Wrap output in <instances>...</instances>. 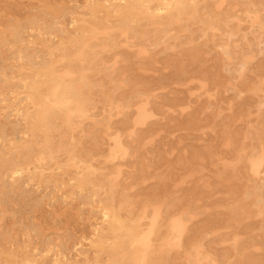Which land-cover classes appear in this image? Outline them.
<instances>
[{
    "label": "rangeland",
    "instance_id": "374dc122",
    "mask_svg": "<svg viewBox=\"0 0 264 264\" xmlns=\"http://www.w3.org/2000/svg\"><path fill=\"white\" fill-rule=\"evenodd\" d=\"M224 2L129 19L86 0H0V264H264V175L251 164L264 151V0ZM84 20L98 31L87 45ZM56 85L86 110L77 127L52 102L46 117H15ZM144 210L152 232L136 245Z\"/></svg>",
    "mask_w": 264,
    "mask_h": 264
},
{
    "label": "bare ground",
    "instance_id": "6f19581e",
    "mask_svg": "<svg viewBox=\"0 0 264 264\" xmlns=\"http://www.w3.org/2000/svg\"><path fill=\"white\" fill-rule=\"evenodd\" d=\"M85 1V0H84ZM185 1H187V0H86V3L89 5V4H95V3H100L104 8H106V9H109L110 11H114V12H119V13H121V14H123L124 16H127V17H129V19H133V17H137V16H139V15H144V16H147V17H149V18H151V19H155V18H163V17H173L174 15H175V12L177 11V10H179L180 9V7H181V5H182V3L183 2H185ZM225 0H221V3H223ZM219 2H220V0H219ZM252 2V1H251ZM7 3H9V2H7ZM258 3V2H257ZM260 3V2H259ZM258 3V4H259ZM48 4H49V2H48ZM51 4H53V3H51ZM82 4V3H81ZM223 4H225V2L223 3ZM85 5V4H84ZM77 6V5H76ZM83 6V5H82ZM87 6V5H86ZM215 6H216V4H215ZM235 6V5H234ZM233 6V7H234ZM242 6V5H241ZM240 6V7H241ZM248 6V5H247ZM75 7V6H74ZM217 7V6H216ZM215 7V8H216ZM37 8V7H36ZM227 8V7H226ZM235 8H237V6L235 7ZM74 9H76V8H74ZM80 9H81V6H80ZM1 10V9H0ZM36 10V9H35ZM34 10V11H35ZM219 10V9H218ZM258 10V9H257ZM32 13V12H31ZM90 13V12H89ZM248 13V12H247ZM30 14V13H29ZM79 14V13H78ZM31 15V14H30ZM49 15V14H48ZM251 15V14H250ZM249 16V15H248ZM255 16H258V15H256L255 14ZM14 17V16H13ZM16 17V16H15ZM70 17H72V16H70ZM18 18V17H17ZM25 18V17H24ZM62 18V17H61ZM66 19H67V17H65ZM1 19V18H0ZM13 19V18H12ZM20 19V18H19ZM23 19V18H22ZM257 19H258V17H257ZM3 20V19H2ZM56 20V19H55ZM69 20V19H68ZM253 20V19H252ZM19 21V20H18ZM74 21V20H73ZM117 21V20H116ZM69 22V21H68ZM71 22V21H70ZM86 21L84 20V25H83V29H82V32H81V42H82V45H87V44H89V42H90V40L91 39H96V38H98V31H96V30H90L91 28L85 23ZM118 22H119V20H118ZM240 22V21H239ZM3 23H5V21L3 22ZM2 23V24H3ZM25 23V22H24ZM73 23V22H72ZM115 23V22H114ZM120 23H122L121 21H120ZM0 24H1V22H0ZM22 24V23H21ZM54 24V23H53ZM71 24V23H70ZM151 24V23H150ZM5 25V24H4ZM3 25V26H4ZM7 25V24H6ZM13 25H15V23L13 24ZM17 25H19V23L17 24ZM9 26V25H8ZM21 26V25H20ZM47 27V26H46ZM45 27V28H46ZM66 27V26H65ZM112 27V25H109L108 26V28H111ZM11 28H12V25H11ZM18 28V27H17ZM187 28V27H186ZM3 29V28H2ZM7 29H9V28H7ZM95 29V28H94ZM13 30V29H12ZM14 30H15V28H14ZM13 30V31H14ZM21 30H22V28H21ZM28 30V29H27ZM46 30V29H45ZM45 30H42V31H45ZM63 30V29H62ZM104 30V29H103ZM128 27H126V28H123L122 30H121V34L122 35H124L125 36V41H128L129 40V38H130V36H129V34H128ZM163 30V29H162ZM157 31V30H156ZM160 31V30H159ZM215 31H216V29H215ZM218 31V30H217ZM15 32V31H14ZM16 32H17V30H16ZM103 32V31H102ZM105 32V31H104ZM5 33H7V32H5ZM72 33V32H71ZM173 33V32H172ZM209 33V32H208ZM8 34V33H7ZM54 34V33H53ZM158 34V33H157ZM9 36H11L10 34H8ZM59 35V34H58ZM75 35V34H74ZM64 36V35H63ZM106 36H108V35H106ZM113 36V35H112ZM209 36V35H208ZM6 37V36H5ZM152 37V36H151ZM2 38V37H1ZM8 38V37H7ZM61 38V37H60ZM142 38V37H141ZM19 39V38H18ZM8 40V39H7ZM168 40V39H167ZM10 41H12V39L10 40ZM10 41H9V43H10ZM114 41V40H113ZM117 41V40H116ZM192 41V40H191ZM190 41V42H191ZM3 42H4V40H3ZM17 42V41H16ZM59 42V41H58ZM51 43H53V42H51ZM12 44V43H11ZM111 44V43H110ZM116 44V43H115ZM123 44V43H122ZM126 44V43H125ZM124 44V45H125ZM194 44V43H193ZM53 45H54V43H53ZM103 46V45H102ZM114 46V45H113ZM127 46V45H126ZM27 47V46H26ZM25 47V48H26ZM40 47V46H39ZM112 47V46H111ZM28 48V47H27ZM34 48V47H33ZM104 48H106V47H104ZM31 49V48H30ZM129 49V48H128ZM132 49H133V47H132ZM152 49H153V47H152ZM27 50V49H26ZM201 50V49H200ZM17 51V50H16ZM33 51V50H32ZM31 51V52H32ZM39 51V50H38ZM141 50H139L138 49V52H140ZM181 51H182V49H181ZM24 52H25V50H24ZM27 53H28V51H26ZM43 52V51H42ZM118 52V51H117ZM143 52H146V50H143ZM197 52H198V50H197ZM209 52V51H208ZM1 53V52H0ZM26 53V54H27ZM37 53V52H36ZM41 53V52H40ZM49 53V52H48ZM127 53V52H126ZM148 53V52H147ZM166 53V52H165ZM182 53V52H181ZM236 53V52H235ZM29 54V53H28ZM33 54V53H32ZM38 54H39V52H38ZM131 54V53H130ZM142 54H144V53H142ZM146 54V53H145ZM152 54V53H151ZM19 55V54H18ZM70 55V54H69ZM141 55V54H140ZM192 55V54H191ZM219 55V54H218ZM113 56H115V54L113 55ZM128 56V55H127ZM133 56V54L131 55V57ZM143 56V55H142ZM145 56H147V55H145ZM152 56V55H151ZM39 57H40V55H39ZM197 57V56H196ZM17 58V57H16ZM129 58V57H128ZM127 58V59H128ZM137 58V57H136ZM34 59V58H33ZM32 59V60H33ZM38 59V58H37ZM131 59V58H130ZM154 59V58H153ZM157 59V58H156ZM225 59H227V58H225ZM42 60V59H41ZM234 60V59H233ZM236 60V59H235ZM7 61V60H6ZM31 61V60H30ZM34 61V60H33ZM121 61H122V59H121ZM156 61V60H155ZM228 61V60H227ZM1 62V61H0ZM24 62V61H23ZM237 62V61H236ZM235 62V63H236ZM122 63V62H121ZM120 63V64H121ZM37 64V63H36ZM43 64V63H42ZM91 64V63H90ZM123 64V63H122ZM140 64H142L141 62H140ZM41 65V64H40ZM146 65V64H145ZM84 66H86V65H84ZM90 66V65H89ZM121 66V65H120ZM120 66H119V68H120ZM143 66H144V64H143ZM142 66V67H143ZM147 66V65H146ZM34 67V66H33ZM127 67V66H126ZM138 67V66H137ZM139 67H141V66H139ZM124 67H123V65H122V69H123ZM127 68H129V67H127ZM236 68V67H235ZM9 69H10V67H9ZM85 69V68H84ZM121 69V68H120ZM119 69V70H120ZM121 69V70H122ZM125 69V68H124ZM131 69H132V67H131ZM131 69H130V71H131ZM128 70V69H127ZM143 71V70H142ZM234 71H235V69H234ZM119 72V71H118ZM129 72V71H128ZM65 73H66V71H65ZM60 74V73H59ZM72 74V73H71ZM68 74H66V75H64V77L65 76H67ZM77 74H75V76H76ZM104 75H105V73H104ZM62 76V75H61ZM69 76V75H68ZM67 76V77H68ZM109 76V75H108ZM72 77H73V74H72ZM124 77V76H123ZM11 78V77H10ZM192 79V78H191ZM190 79V80H191ZM194 79V78H193ZM104 81H107V80H104ZM197 81V80H196ZM8 82V81H7ZM24 82V81H23ZM96 82H97V80H96ZM125 82V81H124ZM123 82V83H124ZM201 82V81H200ZM78 83V82H77ZM122 83V82H121ZM203 83V82H202ZM204 84H206L205 82H204ZM78 85V84H77ZM80 85H82V84H80ZM126 85V84H125ZM198 85V84H197ZM20 86V85H19ZM115 86V85H114ZM203 86H205V85H203ZM203 86H202V88H201V90H203ZM28 87V86H27ZM82 87V86H81ZM20 88V87H19ZM111 90V89H110ZM117 91V90H116ZM260 91V90H259ZM258 90H257V92H259ZM12 93V92H11ZM51 94V96L50 97H41L40 99H37V100H31V102H30V104H29V106L27 107V109L24 107V106H18V107H16L15 106V108H13V111L15 112L14 113V115L15 114H17V115H24V116H27V114L28 113H30V111L28 110V108L29 107H31V106H38L37 107V109H36V113H38V114H40V116H41V118H43V117H46V115H47V113H48V111L47 110H45V109H43V103H45V102H52L54 105L55 104H58L62 109H63V111H64V115L66 116V123H67V125L70 127V128H75V127H77V125H78V121H76L72 116H73V114L75 113V112H79L80 113V115L81 116H85L86 115V110L85 109H83V108H81V107H78L77 105V107H75L74 106V108H73V106L71 105V104H69V101H71L68 97H66V96H63V94H62V92H61V89H59V86L58 85H56L54 88H53V90L50 92ZM114 93V92H113ZM155 93V92H154ZM215 93V92H214ZM261 93H264V92H261ZM15 94V93H14ZM115 94V93H114ZM10 95V94H9ZM13 95V94H12ZM208 95H210L209 93H208ZM207 95V96H208ZM28 96H31L30 94L28 95ZM72 96H73V94H72ZM10 97V96H9ZM12 97V96H11ZM13 97H16V96H13ZM146 97V96H145ZM210 96H208V98H209ZM24 98L26 99V97L24 96ZM24 98H20V100L21 99H23L24 100ZM149 98V97H148ZM4 99V98H3ZM8 99V98H7ZM14 99V98H13ZM29 99V98H28ZM133 99V98H132ZM2 100V99H1ZM0 100V101H1ZM10 100H12V99H10ZM16 101V100H15ZM17 101H18V99H17ZM28 101V100H27ZM2 102V101H1ZM1 102H0V105H1ZM140 102H141V99H140ZM149 101H148V99L145 101V104H147ZM77 103H79V102H77ZM76 103V104H77ZM136 104H137V102H135ZM15 104V103H14ZM18 104H20V103H18ZM17 104V105H18ZM120 105V104H119ZM121 105H123V104H121ZM142 105H144L143 103H142ZM141 105V106H142ZM59 107V108H60ZM114 107H116V106H114ZM121 106H119V108H120ZM126 107H127V105H126ZM131 107V106H130ZM143 107H145V105L143 106ZM143 107H141V108H143ZM151 107V106H150ZM4 107H1V109H3ZM6 108H7V106H6ZM5 108V109H6ZM33 108V107H32ZM109 108V107H108ZM135 108V107H134ZM185 108V107H184ZM188 108V107H187ZM0 109V110H1ZM5 109H3V110H5ZM94 109V108H93ZM92 109V110H93ZM100 109V108H99ZM183 109V108H182ZM91 110V111H92ZM184 110V109H183ZM119 111V110H118ZM117 111V112H118ZM147 111V109H145V108H143V109H141V112H143V114L144 113H147L146 112ZM2 112V111H1ZM0 112V113H1ZM120 112V111H119ZM8 113V112H7ZM11 113V112H10ZM100 113V112H99ZM98 113V115H100ZM122 113V112H121ZM92 114V113H91ZM8 115V114H7ZM75 115V114H74ZM94 115V114H93ZM119 115V114H118ZM121 115V114H120ZM122 116H124V115H122ZM11 117V116H10ZM15 117H16V115H15ZM23 117V116H22ZM0 118H1V116H0ZM19 118H21V117H19ZM6 119V118H5ZM14 119V118H13ZM26 119V118H25ZM18 120V119H17ZM20 120H22V119H20ZM19 120V121H20ZM24 120V119H23ZM144 121V120H143ZM13 122V120L10 122V123H12ZM16 122V121H15ZM14 122V123H15ZM111 122V121H110ZM133 122V121H132ZM138 123V122H137ZM15 124H17V123H15ZM14 124V125H15ZM116 124V123H115ZM143 125V124H142ZM145 125V124H144ZM10 126V125H9ZM13 129V128H12ZM15 130V129H14ZM72 130V129H71ZM48 131V130H47ZM24 132V131H23ZM133 132V131H132ZM14 133V132H13ZM17 133H19V132H17ZM134 133V132H133ZM25 134V133H24ZM19 135V134H18ZM98 135H99V133H98ZM113 135V133H110L109 134V136L113 139V141H114V146L116 147H121L122 145H121V142H120V135H117V136H112ZM13 136V135H12ZM21 136V135H20ZM23 136V135H22ZM27 136V135H26ZM64 136V135H63ZM65 137V136H64ZM73 137V136H72ZM131 137V136H130ZM21 138V137H20ZM66 138V137H65ZM122 140V139H121ZM9 141V140H8ZM39 141V140H38ZM5 142V139H4V141H3V143ZM139 142V141H138ZM10 143V142H9ZM47 143V142H46ZM8 144V143H7ZM12 144V143H11ZM124 145H125V143H123ZM228 144V143H227ZM51 145V144H50ZM88 145V144H87ZM127 145V144H126ZM42 146V145H41ZM227 146V145H226ZM1 147H3V146H1ZM138 147V146H137ZM112 148V147H111ZM122 148V147H121ZM136 148V147H135ZM60 149V148H59ZM119 150H121L120 148H118ZM124 150H125V152H126V148L124 147L123 148ZM130 149V148H129ZM131 149H132V147H131ZM262 149V148H261ZM111 150V149H110ZM112 150H114V149H112ZM123 150V151H124ZM252 151V150H251ZM80 153V152H79ZM132 153V152H131ZM131 153H129V154H131ZM244 153V152H243ZM255 154V153H254ZM259 154V153H258ZM83 155H87V154H83ZM238 155V154H237ZM256 156V155H255ZM46 157V155L44 154V152H42L41 153V155L39 156V159H44ZM85 157V156H84ZM126 157V156H125ZM238 158H239V156H238ZM253 158V157H252ZM131 159V158H130ZM253 159H255V158H253ZM248 160V159H247ZM252 159H250V161H251ZM75 162V161H74ZM227 162V161H226ZM236 162V161H235ZM238 162V161H237ZM264 151L261 153V155H259L258 156V158L257 159H255V160H253V162L251 163L252 164V171H253V173L255 174V175H264ZM84 163V162H83ZM223 163V162H222ZM231 163V162H230ZM232 163H233V161H232ZM250 163V162H249ZM79 164V163H78ZM251 164H250V166H251ZM123 165V164H122ZM126 165V164H125ZM224 165V164H223ZM227 165H228V163H227ZM226 165V166H227ZM95 166V165H94ZM232 166V165H231ZM78 167H79V165H78ZM88 167H93V165L92 164H90V165H88ZM134 167V166H133ZM229 167V166H228ZM82 168V167H81ZM108 168V167H107ZM121 168H123V167H121ZM118 169H119V167H118ZM133 169V168H132ZM23 170H24V167L23 166H15V167H13V169H12V178H14V179H16V178H21L24 174V172H23ZM106 170V169H105ZM121 170V169H120ZM249 170H250V167H249ZM96 171H99V170H96ZM108 171V170H107ZM134 171H135V169H134ZM118 172V171H117ZM4 174V173H3ZM94 174V173H93ZM106 174H108V173H106ZM249 174H251V173H249ZM109 175V174H108ZM118 175H120V174H118ZM117 175V176H118ZM125 175H127V174H125ZM115 176V175H114ZM251 176H253V175H251ZM27 177V176H26ZM107 177H110V176H107ZM111 177H113V176H111ZM128 177H130V176H128ZM264 177V176H263ZM6 178V177H5ZM108 180H110V179H108ZM4 181V180H3ZM89 181V180H88ZM8 182V181H7ZM26 183V182H25ZM77 183V182H76ZM2 185V184H1ZM138 185V184H137ZM10 186V185H9ZM37 187H38V185H37ZM36 187V188H37ZM10 188V187H9ZM128 188V187H127ZM1 189V188H0ZM27 189V188H26ZM39 190V189H38ZM78 190V189H77ZM16 191V190H15ZM56 191V190H55ZM54 191V192H55ZM2 192V191H1ZM8 192V191H7ZM10 192V191H9ZM51 192V191H50ZM49 192V193H50ZM76 192V191H75ZM3 193V192H2ZM52 193V192H51ZM8 195V194H7ZM134 195V194H133ZM33 196H34V194H33ZM80 196V195H79ZM78 196V197H79ZM50 198H51V196H49ZM60 197H62V196H60ZM125 197V196H124ZM36 198H37V196H36ZM118 198V197H117ZM129 198H130V196H129ZM23 199V198H22ZM64 199V198H63ZM129 200V199H128ZM86 201V200H85ZM119 201V200H118ZM87 202V201H86ZM64 203V202H63ZM83 204H84V201L82 202ZM81 203V204H82ZM98 203V202H97ZM27 204V203H26ZM92 204V203H91ZM99 204V203H98ZM129 205H130V203H129ZM139 207V206H138ZM153 207V206H152ZM160 207L161 206H159V209H160ZM83 208V207H82ZM155 208V207H154ZM84 209V208H83ZM82 209V210H83ZM158 209V208H157ZM162 209V208H161ZM13 210V209H12ZM30 210V209H29ZM81 210V209H80ZM98 210H100V209H98ZM5 211V210H4ZM146 211L147 210H144L142 213H140V215H139V217H138V222H137V224L134 226V228H133V232H131L130 234L133 236V243L135 244L136 243V245H137V243H139L141 240H143V239H149L150 238V235H151V232H152V229L150 230V231H146V232H148L147 234L144 232V227H143V219L145 218V216H146ZM11 212V211H10ZM16 212V211H15ZM160 212V211H159ZM31 213V212H30ZM261 213V212H260ZM83 214V213H82ZM100 214V213H99ZM160 214V213H159ZM14 215V214H13ZM126 215V214H125ZM189 215H191V214H189ZM100 216V215H99ZM108 216H109V213H108V211L107 210H104L103 211V214H102V216L101 217H103V218H108ZM153 216L155 217V214L153 213ZM4 217V216H3ZM2 217V218H3ZM176 217V216H175ZM1 218V217H0ZM6 219H7V217H5ZM93 218V217H92ZM193 218H194V216H193ZM192 218V219H193ZM94 219V218H93ZM178 219V218H177ZM249 219V218H248ZM151 220H152V218H151ZM154 220V219H153ZM185 220V219H184ZM1 221V220H0ZM150 221V220H149ZM12 222V221H11ZM11 222H9L10 224H11ZM174 222V221H173ZM151 223V222H150ZM153 223H155V222H153ZM183 223V222H182ZM2 225V224H1ZM174 225H175V227H176V229L178 228V229H181L180 228V223H179V221H177V222H175L174 223ZM187 225V224H186ZM9 226H11V225H9ZM94 226V225H93ZM96 226V225H95ZM98 226V225H97ZM151 226V225H150ZM153 227H154V225H153ZM152 227V228H153ZM184 227V226H183ZM149 228V227H148ZM6 229V228H5ZM36 229V228H35ZM174 229V228H173ZM183 229H185V228H183ZM225 229V228H224ZM4 231V230H3ZM15 231V230H14ZM18 231V230H17ZM39 231V230H38ZM180 231H183V230H180ZM9 232H11V231H9ZM47 232V231H46ZM97 231H95V233H96ZM110 232V231H109ZM20 233V232H19ZM33 233V232H32ZM171 233V232H170ZM183 233V232H182ZM153 234V233H152ZM178 234V233H177ZM181 234V233H180ZM3 235H4V233H3ZM22 235V234H21ZM182 235V234H181ZM181 235H180V237H181ZM74 236V235H73ZM82 236V235H81ZM2 237H5V236H2ZM22 237V236H21ZM67 237V236H66ZM86 237H87V235H86ZM179 237V238H180ZM206 237V236H205ZM0 238H1V236H0ZM71 238H73L72 237V235H71ZM80 238V237H79ZM90 238V237H89ZM7 239H8V237H7ZM68 239V238H67ZM70 239V238H69ZM178 239V238H177ZM176 239V240H177ZM23 240V239H22ZM21 240V241H22ZM27 240V239H26ZM25 240V241H26ZM74 240V239H73ZM175 240V242H177ZM111 241V240H110ZM178 241H179V239H178ZM235 241H236V239H235ZM42 242V241H41ZM75 243V242H74ZM150 243V242H149ZM169 243H171V242H169ZM235 244V243H234ZM150 245V244H149ZM174 245V244H173ZM88 246V245H87ZM170 246V245H169ZM73 247V246H72ZM179 247H180V245H179ZM74 248V247H73ZM72 248V249H73ZM149 246H148V250H149ZM176 248V247H175ZM239 248V247H238ZM181 249V248H180ZM193 249V248H192ZM201 249V248H200ZM77 250H78V248H77ZM194 251V250H193ZM148 252V251H147ZM198 254V253H197ZM147 257V256H146ZM241 257V256H240ZM247 258V257H246ZM145 256L143 257V263H144V261H145ZM207 259V258H206ZM245 259V258H244ZM248 260V259H247ZM191 261H193V260H191ZM205 261V260H204ZM197 262V261H196ZM212 262L213 261H211V264H212ZM30 264H34V261L33 260H31L30 261ZM64 264H70L67 260L65 261V263ZM191 264V263H190ZM193 264V263H192ZM234 264H236V263H234ZM239 264H241V262L239 263ZM244 264H247V263H244Z\"/></svg>",
    "mask_w": 264,
    "mask_h": 264
}]
</instances>
